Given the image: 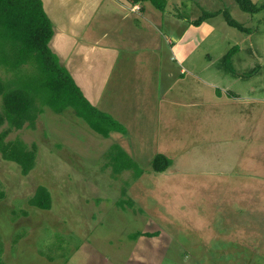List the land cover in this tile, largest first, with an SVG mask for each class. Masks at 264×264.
<instances>
[{"label": "rangeland", "instance_id": "374dc122", "mask_svg": "<svg viewBox=\"0 0 264 264\" xmlns=\"http://www.w3.org/2000/svg\"><path fill=\"white\" fill-rule=\"evenodd\" d=\"M108 1L103 0L86 30L101 40L103 30L97 27ZM253 2L263 6L254 15L242 12L235 0H169L164 12L144 3L153 17H160L161 35L139 17L132 23L144 25L145 35L158 37L159 53L171 60V81L160 69L157 87L163 91L171 84V108L159 104L152 119L147 113L155 106L148 107L143 119L149 124L139 130L132 126L134 134L113 132L105 138L70 109L56 114L48 108L35 129L0 128V134L10 129L6 141L21 140L37 151L35 168L26 176L0 152V190L5 193L0 201V264H264V183L236 178L231 173L238 168L216 174L191 163L195 154L199 160L211 156V145H222L215 135L218 127L209 118L206 126L202 123L203 117L214 116V87L228 85L222 74L232 79L254 73L241 86L232 85V91L264 87V0ZM216 11H228L251 32L229 26L223 14L193 24L204 12ZM122 32L120 27L112 39L118 40ZM148 42L150 47L144 48L125 40L121 60L151 54L156 42ZM236 46L239 50L225 60ZM94 61L99 75L102 51ZM113 74L118 75L117 67ZM0 77L8 78L1 69ZM147 77L142 75L134 90L143 89ZM100 96L97 108L105 112L104 92ZM125 144L144 171L140 178L132 170L117 175L110 166L112 146ZM162 152L173 153V165L156 173L150 161ZM176 155H184L186 165L176 164ZM41 186L52 196L48 211L31 204ZM143 232L162 235L147 238L144 245L138 244L141 236L131 239L137 233L145 236Z\"/></svg>", "mask_w": 264, "mask_h": 264}, {"label": "crops", "instance_id": "0c3cea01", "mask_svg": "<svg viewBox=\"0 0 264 264\" xmlns=\"http://www.w3.org/2000/svg\"><path fill=\"white\" fill-rule=\"evenodd\" d=\"M43 2L46 13L50 19L52 18L51 21L53 15L56 18V21L53 20L55 33L50 42L51 50L58 56L61 65L69 70L87 100L96 108L99 107L100 95L104 92V113L110 114L125 125L128 135L136 133L131 129L132 126L139 130L143 125L149 124L148 120L143 119L144 112L149 110L148 107L155 106L151 113H147L152 119L160 109L159 104H162V109L171 108V84L168 83L163 91L157 88L160 69L164 71L165 79L171 81V60L168 55L162 56L159 53L158 37L154 38L152 33L145 35L144 25L137 26L132 23L135 16L139 17L141 22H147L145 25L154 27L158 36L161 35L158 30L161 25L160 17L157 15L153 17V11L145 7V2L133 4L128 0L108 1L102 23H98L97 27L103 30L102 40L93 37L86 30L103 0H43ZM120 27L124 32L118 35V40L112 39V34ZM127 27L131 30H127ZM125 40L134 45L141 43L144 48L150 47L148 41H155L156 44L152 46L151 54L147 52L146 55L128 56L121 60L119 51L125 47ZM167 42L171 45V38ZM137 49L138 46L135 47L136 51ZM97 51L103 52L104 61L99 75L94 71L96 68L94 56ZM116 67L117 76L113 74ZM253 74L250 70L248 74L238 73L232 79L222 74L221 77L228 85L214 87L216 88L212 96V102L216 105L214 116L202 118L203 126L207 125L209 118L211 126L218 127L215 135H218L217 140L222 145L210 144L211 156H202L197 160L195 154L191 163L213 169V173L216 174L232 172L234 168H238L237 172L231 173L236 175V178L264 183V87L248 85L242 86L247 88L246 90L240 88H237V91L231 90L232 85L236 83L240 85L242 80L252 77ZM142 75H148L145 80L147 85L143 89L134 90ZM102 77L103 84L99 87ZM70 110L75 115L74 111ZM167 125L170 126L169 123ZM209 141L216 143L215 139ZM134 145L136 148L135 143ZM121 147L127 154L129 153L128 144ZM224 149L227 151H223ZM168 150L171 151V148ZM160 154L173 160L172 152ZM155 157L153 156L150 162ZM176 157L174 158L176 164L180 162L186 165L184 155ZM243 175L249 176L246 178ZM161 235L162 232L157 233L155 237L141 236L138 244L144 245L147 238H159ZM135 254L133 260L137 259Z\"/></svg>", "mask_w": 264, "mask_h": 264}, {"label": "trees", "instance_id": "16d2710c", "mask_svg": "<svg viewBox=\"0 0 264 264\" xmlns=\"http://www.w3.org/2000/svg\"><path fill=\"white\" fill-rule=\"evenodd\" d=\"M128 1L133 4L150 2L157 10L164 12L169 0ZM235 1L240 10L247 14H257L263 8L253 0ZM221 14L229 26L244 33L251 32L233 19L228 11L204 12L193 24L201 25ZM54 33L53 22L42 0H0V69L8 76L7 80L0 77V128L8 124L10 129L21 130L26 125L35 129L37 119L46 108L56 114L72 109L78 118L105 138L113 132L127 135L128 131L121 123L87 100L69 70L61 65L50 48ZM238 50L239 47H234L224 59L232 58ZM9 130L0 134V152L4 160L18 164L26 176L35 168L36 147L28 148L21 140L6 141ZM108 159L117 175L132 170L135 178H140L144 173L119 145L112 146ZM172 165V159L159 154L152 161V170L164 173ZM4 198L5 193L0 190V201ZM31 204L40 210H50L52 196L48 189L39 187ZM140 236L142 234L137 233L131 239L136 241ZM145 236L155 237L157 233H146ZM2 255L0 251V258Z\"/></svg>", "mask_w": 264, "mask_h": 264}]
</instances>
